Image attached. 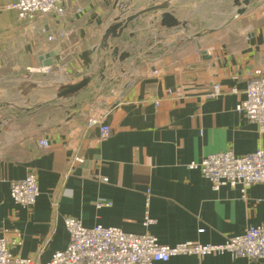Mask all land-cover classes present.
Masks as SVG:
<instances>
[{"label":"crops","instance_id":"1","mask_svg":"<svg viewBox=\"0 0 264 264\" xmlns=\"http://www.w3.org/2000/svg\"><path fill=\"white\" fill-rule=\"evenodd\" d=\"M236 1L72 0L60 21L53 14L22 20L12 8L16 0H0V103L45 102L30 111L0 109V238L13 255L45 263L65 250L66 217L86 228L149 233L167 246L220 244L264 226V182L245 194L229 186L215 191L188 167L222 151L244 156L264 149V134L236 111L249 74L264 72V0ZM167 3L168 9L139 16L121 38L110 39V49L119 48L116 59L130 54L126 61L116 60L114 70L85 90L55 98L61 85L109 61L101 44L117 18ZM166 11L186 26L162 27L159 14ZM49 53L54 65L47 72L41 58ZM216 85L222 94L208 96ZM100 115L111 130L106 139L87 126ZM41 139L49 147H40ZM30 172L40 195L25 208L12 200L10 182ZM100 201L110 205L98 207ZM147 215L156 221L148 227ZM157 264L264 260L225 254Z\"/></svg>","mask_w":264,"mask_h":264},{"label":"built area","instance_id":"2","mask_svg":"<svg viewBox=\"0 0 264 264\" xmlns=\"http://www.w3.org/2000/svg\"><path fill=\"white\" fill-rule=\"evenodd\" d=\"M71 1L16 0L12 8L22 20L53 14L63 21L67 15V5ZM262 14L264 16V10ZM54 39V36L49 37L50 41ZM153 74L158 75V71L155 70ZM249 76L245 99L237 106L236 111L256 124L259 132L264 134V72L258 68ZM168 93L171 94L172 91ZM182 94V91L179 92V95ZM220 94L222 90L216 85L208 96ZM87 126L97 127L101 139H106L111 132L110 127L103 123V115L89 119ZM38 143L42 148L50 145L46 139H41ZM72 165L73 163L70 164L71 167ZM188 167L199 171L215 191L229 186L240 188L245 194L250 187L264 182V149L260 148L244 156H237L231 150L222 151L210 154L199 162H191ZM10 195L17 204L25 208L34 207L40 195L37 175L30 172L23 180L10 182ZM109 205L106 201L98 202V207ZM155 222L147 215L144 226L148 227ZM64 223L69 233V244L65 250L56 252L48 262L41 263L34 258L15 256L6 240L0 238V264H157L167 263L178 256L203 259L210 255L225 254L249 260H264V226L249 227L244 233L228 237L220 244L185 242L167 246L160 244L149 233H127L120 228L101 225L86 228L79 219L72 217H66Z\"/></svg>","mask_w":264,"mask_h":264},{"label":"water","instance_id":"3","mask_svg":"<svg viewBox=\"0 0 264 264\" xmlns=\"http://www.w3.org/2000/svg\"><path fill=\"white\" fill-rule=\"evenodd\" d=\"M119 0H117L118 2ZM250 0H246L245 4L248 5ZM237 5H240L239 1L237 0L235 2ZM169 8V4H164L161 6H158L156 8H151L144 10L136 15L129 16L125 18L124 20L122 18H117L110 27L107 28L105 31V34L103 36V42L101 44V48L103 49H108L110 51L108 53V58L109 61L105 64V66L97 71L96 73H93L90 76H85L83 77L79 82L73 83V84H65L61 85L58 89V93L55 96L56 99H64L69 96L75 95L86 88H88L96 79L98 78H104L105 73L107 72L108 69L112 68L114 70V64L116 63V60L119 62H124L126 61L129 57V53H122L121 56L116 59V56L118 55L119 48L114 47L112 50L110 49V44L109 41L110 39H115V38H121L123 35V32L128 29L129 25L136 20L139 16L144 15L149 12H157V11H163L165 9ZM246 11V9H242L239 11V14H243ZM159 17L161 19V26L166 28V29H173V28H178V27H183L186 26V24L181 23L174 15L173 13L166 11L163 12L162 14H159ZM111 51L113 54L111 55ZM203 56H205L206 59H211L210 56L207 55V52H203ZM53 53H49L41 58L43 61V65L46 68H51L54 65L53 62ZM45 102L38 103L36 105H31V106H23L20 102H2L0 103V109L2 108H13L18 111H30L32 109H36L44 105Z\"/></svg>","mask_w":264,"mask_h":264}]
</instances>
